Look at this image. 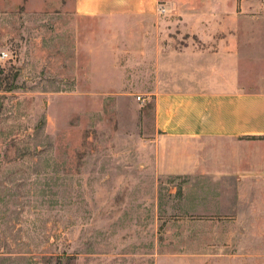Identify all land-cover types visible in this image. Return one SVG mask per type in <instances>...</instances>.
Listing matches in <instances>:
<instances>
[{
	"label": "rangeland",
	"instance_id": "rangeland-1",
	"mask_svg": "<svg viewBox=\"0 0 264 264\" xmlns=\"http://www.w3.org/2000/svg\"><path fill=\"white\" fill-rule=\"evenodd\" d=\"M149 39L167 52L222 41L247 82L264 0H159L154 16L116 18L0 0V264H247L212 181L151 172Z\"/></svg>",
	"mask_w": 264,
	"mask_h": 264
},
{
	"label": "crops",
	"instance_id": "crops-1",
	"mask_svg": "<svg viewBox=\"0 0 264 264\" xmlns=\"http://www.w3.org/2000/svg\"><path fill=\"white\" fill-rule=\"evenodd\" d=\"M158 8L159 0H73L85 17H147ZM145 41L144 53L156 60L151 172L212 181L213 214L237 225V253L264 264V61L244 82L222 41L212 51L188 41L181 52L153 51L157 40Z\"/></svg>",
	"mask_w": 264,
	"mask_h": 264
},
{
	"label": "built area",
	"instance_id": "built-area-1",
	"mask_svg": "<svg viewBox=\"0 0 264 264\" xmlns=\"http://www.w3.org/2000/svg\"><path fill=\"white\" fill-rule=\"evenodd\" d=\"M6 56H7L6 53H2V54H1V58H5Z\"/></svg>",
	"mask_w": 264,
	"mask_h": 264
}]
</instances>
